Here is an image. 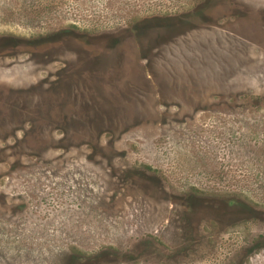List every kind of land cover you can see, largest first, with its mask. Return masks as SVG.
Wrapping results in <instances>:
<instances>
[{
    "label": "rangeland",
    "instance_id": "1",
    "mask_svg": "<svg viewBox=\"0 0 264 264\" xmlns=\"http://www.w3.org/2000/svg\"><path fill=\"white\" fill-rule=\"evenodd\" d=\"M263 236L264 0H0V264H264Z\"/></svg>",
    "mask_w": 264,
    "mask_h": 264
},
{
    "label": "flooded vegetation",
    "instance_id": "2",
    "mask_svg": "<svg viewBox=\"0 0 264 264\" xmlns=\"http://www.w3.org/2000/svg\"><path fill=\"white\" fill-rule=\"evenodd\" d=\"M258 236L260 237L262 235H258ZM261 245H264V239H257L253 241V247L259 248Z\"/></svg>",
    "mask_w": 264,
    "mask_h": 264
}]
</instances>
